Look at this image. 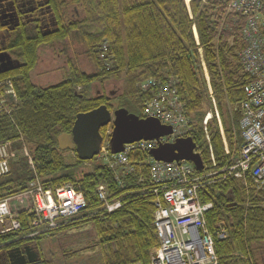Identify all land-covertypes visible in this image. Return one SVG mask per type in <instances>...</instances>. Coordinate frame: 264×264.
Instances as JSON below:
<instances>
[{"label":"trees","instance_id":"1","mask_svg":"<svg viewBox=\"0 0 264 264\" xmlns=\"http://www.w3.org/2000/svg\"><path fill=\"white\" fill-rule=\"evenodd\" d=\"M228 0H51L48 3L56 30L43 36L36 27L21 24L10 32L8 51L18 58V68L6 73L14 90L10 116H0V144L12 143L13 156L9 172L0 176V201L6 200L20 230L0 234V261L6 260V249L22 245L42 247L69 235L73 229L91 225L96 240L83 248L97 247V262L87 264H150V252L158 245L153 223L157 195L151 190L147 169H136L117 186L112 171L94 157L91 161L68 163L57 147V137L69 133L78 113L101 105L110 112L124 108L144 118V102L150 96L140 89L152 78L174 76L178 92L190 120V137L210 169H223L239 150L242 142L239 104L243 87L251 77L243 70L238 53L244 47L241 31L244 17L228 12ZM195 27L197 42L192 27ZM264 34V32H263ZM81 47V55L90 70L78 67L77 56L67 58V70L61 81L46 86L35 85L31 74L38 65L39 51L52 48L57 54L66 47ZM105 46V50L102 47ZM201 51V56H200ZM110 66L106 67L105 59ZM204 62L224 139L216 118L207 123L215 167L203 130V119L212 111L208 87L201 66ZM111 83L115 95L101 91L92 94L95 85ZM118 84V86L116 85ZM1 90V89H0ZM2 91V90H1ZM111 125L100 128L104 141ZM22 138V141L20 140ZM26 144L28 158L21 153ZM146 152H131L132 164L147 159ZM91 163L90 171H83ZM38 178L44 189L54 190L65 184L78 186L86 205L79 215L57 228L40 232L32 225L33 212L27 185ZM143 181L140 182L139 178ZM104 185L108 201L122 200L119 209L105 213L97 187ZM201 202L212 203L205 214L210 232L218 225L225 228L223 239H214L217 264H264V195L240 180L213 177V182L198 189ZM11 204L15 206L11 208ZM77 251H71L75 256ZM42 256V254H41ZM44 264H55L45 261Z\"/></svg>","mask_w":264,"mask_h":264},{"label":"built area","instance_id":"2","mask_svg":"<svg viewBox=\"0 0 264 264\" xmlns=\"http://www.w3.org/2000/svg\"><path fill=\"white\" fill-rule=\"evenodd\" d=\"M226 8L227 13H240L244 17L241 31L244 47L239 51L238 59L243 70L251 77V81L243 87L244 97L239 104L242 142L226 166L215 170L203 164V169L196 171L191 162L182 160L166 163L156 161L148 154L149 150L159 144L173 143L178 138L190 137V120L178 92V80L174 76L164 79L152 78L140 86L142 92L150 96L143 105L145 117H154L161 124L170 126L172 133L155 140L127 144L124 151L117 154H111L108 145L104 144L96 156L97 162L112 171L114 181L120 188L124 187L125 180L133 175L136 169L139 172L142 168L147 169L148 181L153 185L150 191L159 196L154 202L153 215L158 245L150 252V264H217L214 239L225 238L226 231L222 225H218L213 233L209 231L205 214L212 209V203L201 202L198 195V189L212 183L216 175L222 174L223 177L240 180L244 186L248 184L264 195V0H228ZM192 30L198 43L194 26ZM102 50H105V46ZM109 61L107 58L104 63L106 67L111 68ZM201 66L213 107V112L206 113L202 124L211 167L214 168L215 161L207 133V123L213 115L217 120L225 153L229 154V150L202 59ZM0 89L5 96L10 95L14 99L10 81H6L5 86ZM11 111L0 95V116H10ZM20 140L22 141V138ZM135 151L146 152L147 159L136 165L132 164L128 156ZM194 152L200 155L197 145ZM21 153L28 158L29 166L33 169L26 144L22 145ZM12 156V143L0 144V176L9 172ZM139 180L142 182L143 178L140 177ZM25 194L32 207V225L39 228L40 232L50 231L68 222L79 215L86 205L78 186L68 183L54 190L44 189L37 177L28 183ZM97 195L104 204L102 211L107 214L122 205L120 199L108 201L104 185L97 187ZM16 230H20L19 221L13 218L8 202L0 201V234Z\"/></svg>","mask_w":264,"mask_h":264},{"label":"water","instance_id":"3","mask_svg":"<svg viewBox=\"0 0 264 264\" xmlns=\"http://www.w3.org/2000/svg\"><path fill=\"white\" fill-rule=\"evenodd\" d=\"M18 26V20L11 29ZM19 67V62L12 60L6 54V73ZM0 71V72H2ZM111 125L107 138L108 149L111 154L124 151V146L141 140H155L172 133L170 126L161 124L156 118L147 116L139 118L124 108L110 112L105 105H101L85 113H78L69 133L57 137V147L60 151L75 152L80 161H91L102 148L103 138L100 128ZM196 143L191 137L178 138L173 143L159 144L149 150L156 161L170 163L173 161L191 162L196 171L203 169V161L195 153Z\"/></svg>","mask_w":264,"mask_h":264},{"label":"flooded vegetation","instance_id":"4","mask_svg":"<svg viewBox=\"0 0 264 264\" xmlns=\"http://www.w3.org/2000/svg\"><path fill=\"white\" fill-rule=\"evenodd\" d=\"M48 3H51V0H0V71L6 69V54L12 60L19 62L18 58L7 49L10 32L21 24L36 27L44 37L50 36L56 30L57 24L54 22ZM16 18L18 26L11 29ZM5 76L6 70L0 72V87L6 84V78L1 79ZM46 248L43 245L42 247L22 245L6 249V260L0 261V264H44L45 261H55V264H75V259H78L64 251H59L60 255H53L50 250L48 252L51 254L47 257Z\"/></svg>","mask_w":264,"mask_h":264},{"label":"rangeland","instance_id":"5","mask_svg":"<svg viewBox=\"0 0 264 264\" xmlns=\"http://www.w3.org/2000/svg\"><path fill=\"white\" fill-rule=\"evenodd\" d=\"M74 56H77V64L78 67L82 70H90V66L88 62L81 55V47H66L65 54L59 55L52 48H43L39 51V62L34 71H32L31 77L35 83V85L42 87L50 84H55L62 80L64 76V71L67 70V64H65V60L67 58L73 59ZM118 86V84H116ZM107 92L108 94L115 95L117 92L116 86L111 83H105V86L102 87L100 84H97L92 89V94L100 93L101 91ZM0 95L3 98V101L6 103V107L11 110L12 107L8 104L14 102V100L8 99L4 92L0 90ZM104 144L107 145V139L104 141ZM102 144V146H104ZM64 156L68 163H73L76 159L74 157V153L72 151H65ZM92 167L91 163L85 164L82 168L83 171H90ZM16 206V205H15ZM15 206L11 204V208L13 209ZM96 240V235L91 227V225H83L79 228L73 229L69 232L68 236L61 237L57 240V242H52V244L46 243L43 245L47 250L45 251V255L48 257L50 250L53 255H60V252H67L70 256L71 251H77L83 248L88 244L89 241ZM59 249V250H58ZM98 248H90L87 250H80L75 253V256L78 259H75V264H87L88 262H97Z\"/></svg>","mask_w":264,"mask_h":264},{"label":"crops","instance_id":"6","mask_svg":"<svg viewBox=\"0 0 264 264\" xmlns=\"http://www.w3.org/2000/svg\"><path fill=\"white\" fill-rule=\"evenodd\" d=\"M186 1V3H188V0H185Z\"/></svg>","mask_w":264,"mask_h":264}]
</instances>
